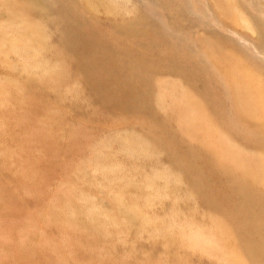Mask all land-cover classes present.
Listing matches in <instances>:
<instances>
[{"label":"rangeland","instance_id":"rangeland-1","mask_svg":"<svg viewBox=\"0 0 264 264\" xmlns=\"http://www.w3.org/2000/svg\"><path fill=\"white\" fill-rule=\"evenodd\" d=\"M214 48L264 89V0H0V264H260L264 116Z\"/></svg>","mask_w":264,"mask_h":264},{"label":"bare ground","instance_id":"bare-ground-1","mask_svg":"<svg viewBox=\"0 0 264 264\" xmlns=\"http://www.w3.org/2000/svg\"><path fill=\"white\" fill-rule=\"evenodd\" d=\"M219 47H220V45H219ZM214 50L216 51V55H217V57L214 59L215 63L220 67L221 70L225 71L228 74L229 78L231 77L230 80L232 79V81L239 83L238 85L241 88L244 87L243 89L247 91L248 99H249L248 104H249L250 110L247 113H246V111H240L239 110L240 114H242V116L239 115L240 116L239 120L241 121L242 118H245L243 123H246L248 116H252V117L264 116V113L262 112L263 110L261 109V107H263V109H264V104L259 103L260 101H262L264 99V89L255 87V84H253L252 82L255 83L257 80H255L253 75L250 74L249 72L241 70L240 72H237L236 74H234L235 71H234L233 66H232V63H233L232 57L228 53L223 52V50H221V49L219 51H217V49L214 48ZM119 53H120L119 54V56H120L119 61L114 62L108 58L106 60L102 59V61L100 63L102 65L109 63L112 68L113 67H115V68L120 67L122 70L121 72L124 74L125 77L134 76V75L137 76V74H141V73L143 74L148 70L147 68L149 66H142V65H139V63L138 64L136 63V59L138 58L137 55L132 56L130 53L127 54V53L122 52V51H120ZM175 55L177 56V54H175ZM167 56H170V55H167ZM176 59H178V58H176ZM172 60L173 59L170 56L166 61L169 62ZM177 61L178 60H176V63H177ZM219 61H220V63H219ZM174 62H175V60H174ZM176 66L180 67V68L182 67L180 65H176ZM194 69L198 71V68H194ZM194 69L190 68L189 71L191 73L192 72L194 73L195 72ZM90 70H91V73L94 72L93 66L90 67ZM105 77H106V75L104 76V78ZM104 78H101V81L103 80L102 82L106 81V78L105 79ZM191 81H192V83H191L192 85H196L198 83V82L193 81V80H191ZM204 92H205V90H204ZM236 101H238V96H236ZM241 106H242V104H241ZM250 111L254 115L250 114ZM258 114H260V115H258ZM212 134H213V132H212ZM239 163L242 164L241 166H245V163L243 160H240ZM246 165L248 166V165H250V163H248ZM227 172L229 173V170ZM248 176L251 177L252 175L249 174ZM245 177H246L245 175H239L237 177V175L232 173L229 180L233 185H236L240 189V191H242V195L244 196L243 198L245 200L254 202L255 198L252 195V193L248 192L246 187L243 188L242 180ZM251 205H252V207H251L252 214L254 211H256L258 215H255V216H257V217H252V218L249 217L248 219H244V221L242 219L238 225H243L244 227H251V231L250 230L247 231L248 232L247 235L250 236V238L248 239V243H249V245L252 244V248H251L252 252L255 255H257V257H259V258L262 257V260L259 262L260 264H262V263H264V212H262V211H264V205L258 206V207L255 204H251ZM254 207H256L258 209V211H257V209H253ZM260 207H263V208L259 209ZM237 229L243 230L242 228H237ZM254 233H255V236L260 235V239H261L260 244L252 239ZM251 234H252V237H251ZM241 240L245 244H247V240L244 236L241 238ZM255 262H257V261H255ZM252 264H253V262H252Z\"/></svg>","mask_w":264,"mask_h":264}]
</instances>
